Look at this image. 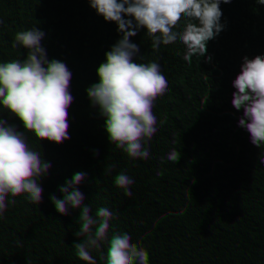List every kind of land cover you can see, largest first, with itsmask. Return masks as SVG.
Here are the masks:
<instances>
[{
  "label": "trees",
  "instance_id": "1",
  "mask_svg": "<svg viewBox=\"0 0 264 264\" xmlns=\"http://www.w3.org/2000/svg\"><path fill=\"white\" fill-rule=\"evenodd\" d=\"M261 230L264 0H0V264H264Z\"/></svg>",
  "mask_w": 264,
  "mask_h": 264
},
{
  "label": "clouds",
  "instance_id": "2",
  "mask_svg": "<svg viewBox=\"0 0 264 264\" xmlns=\"http://www.w3.org/2000/svg\"><path fill=\"white\" fill-rule=\"evenodd\" d=\"M79 135L91 141L95 158L112 165H119L126 157H133L138 140L143 135L141 122L132 115H125L120 123H110L101 129L88 123L77 126ZM81 229L88 227L82 221ZM246 250L264 259V230L249 235L244 242Z\"/></svg>",
  "mask_w": 264,
  "mask_h": 264
},
{
  "label": "rangeland",
  "instance_id": "3",
  "mask_svg": "<svg viewBox=\"0 0 264 264\" xmlns=\"http://www.w3.org/2000/svg\"><path fill=\"white\" fill-rule=\"evenodd\" d=\"M173 236H174V240L176 241L177 240V235H176L175 232H174Z\"/></svg>",
  "mask_w": 264,
  "mask_h": 264
}]
</instances>
